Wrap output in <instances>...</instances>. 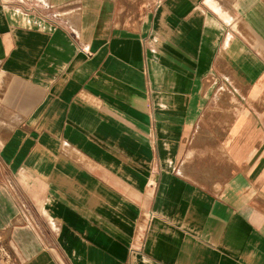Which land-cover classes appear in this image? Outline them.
<instances>
[{"label": "crops", "instance_id": "obj_1", "mask_svg": "<svg viewBox=\"0 0 264 264\" xmlns=\"http://www.w3.org/2000/svg\"><path fill=\"white\" fill-rule=\"evenodd\" d=\"M0 264H264V0H0Z\"/></svg>", "mask_w": 264, "mask_h": 264}]
</instances>
